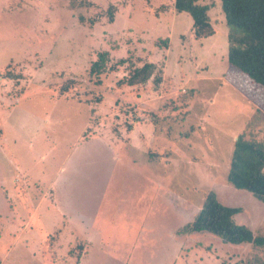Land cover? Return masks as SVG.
<instances>
[{"label":"rangeland","instance_id":"obj_1","mask_svg":"<svg viewBox=\"0 0 264 264\" xmlns=\"http://www.w3.org/2000/svg\"><path fill=\"white\" fill-rule=\"evenodd\" d=\"M72 1L0 0V264H264V246L176 233L213 190L264 236V204L225 181L238 135L264 143V91L227 63L219 0L202 42L172 0ZM103 50L150 54L162 83H96Z\"/></svg>","mask_w":264,"mask_h":264},{"label":"trees","instance_id":"obj_2","mask_svg":"<svg viewBox=\"0 0 264 264\" xmlns=\"http://www.w3.org/2000/svg\"><path fill=\"white\" fill-rule=\"evenodd\" d=\"M203 1L172 0V8L176 14L189 15L192 22V36L200 42L214 33L209 16L212 4ZM77 3L74 5L73 0L71 8L93 5L89 1ZM219 4L228 28L226 56L229 67L240 72L264 91V0H219ZM118 11L119 8L116 9V6L108 5L105 16L109 23L113 22L114 13ZM99 16L101 15L89 18L88 25H94ZM78 21L83 23L84 18L79 16ZM158 43L167 46L168 38H158L154 43L156 47H160ZM128 56L130 58L109 61L108 51L97 52L95 59L91 60L88 66V74L95 78L96 83H99L103 76L122 70L125 74L118 80V83L131 88L143 86L148 82L157 88L162 83L163 64H156L150 60V54L147 55L144 52L139 53L138 56L132 54ZM72 83L71 80L67 81L61 86V90L66 92L73 86ZM259 108L264 111V103ZM126 128V131L132 128L131 122H128ZM148 153L153 158L158 155ZM225 181L235 189L247 191L264 204V143L255 139H246L242 134L238 135L233 141ZM240 211L238 207L223 205L217 193L209 190L200 208L186 224L177 229L176 233L189 235L206 232L218 237L223 243L237 246L244 244L264 246V236L255 235L249 227L235 221V216ZM79 257L80 255L77 259Z\"/></svg>","mask_w":264,"mask_h":264},{"label":"crops","instance_id":"obj_3","mask_svg":"<svg viewBox=\"0 0 264 264\" xmlns=\"http://www.w3.org/2000/svg\"><path fill=\"white\" fill-rule=\"evenodd\" d=\"M129 131H130V130H129ZM129 131H126V132H125V133H126V135H127V132H129ZM122 135H123V133H122ZM81 144H82V142H81ZM121 147H122V146H121ZM122 154H123V155H125V153H124V152H122ZM125 157L127 158V155H126V156H124V159H125ZM129 158H132V156H131V155H129ZM199 208H200V206H199ZM199 208H197V209H196V211H197ZM196 211H195V212H196ZM195 212H193V214H194ZM193 214H192V216H193ZM192 216H191V217H192ZM190 219H191V218H190Z\"/></svg>","mask_w":264,"mask_h":264}]
</instances>
